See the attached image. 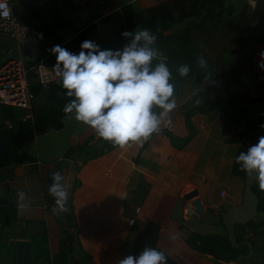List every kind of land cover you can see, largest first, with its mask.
<instances>
[{
	"label": "crops",
	"instance_id": "obj_1",
	"mask_svg": "<svg viewBox=\"0 0 264 264\" xmlns=\"http://www.w3.org/2000/svg\"><path fill=\"white\" fill-rule=\"evenodd\" d=\"M170 1L113 0L105 7L100 0H12L15 16L41 30L43 37L31 36L18 45L0 36V67L13 58L23 59L28 69L49 62L54 45L66 46L97 22L101 24L86 39L109 49L104 46L123 21L102 22L108 16L128 5L145 11ZM201 11L168 31L137 27L157 33L154 46L163 55L153 66L163 59L172 72L177 102L173 133L162 129L143 143L111 149L113 144L92 128L65 116L62 128L35 132L24 141L21 152L31 162L0 169L10 189L7 196L6 187H0V196H7L17 211V220L0 240L7 243L5 251L0 245L4 264H13L9 242L21 235L31 242L32 264H118L150 222L161 227L159 249L180 264H216L190 252L182 234L228 235L223 217L243 201L246 184L234 170L239 145L243 137L252 145L255 131L264 135V34L258 29L264 0H204ZM201 56L207 69L199 64ZM184 64L190 71L182 77ZM5 108L4 128L15 134L34 129L33 114L14 124L13 108ZM18 109L15 113L22 114L23 108ZM80 148L81 153L67 158L70 150ZM83 159L88 161L82 165ZM54 171H61L69 193V210L63 214L52 211L55 198L48 189ZM18 203L25 207L19 209ZM255 220L264 223V213ZM244 237L255 240L257 235L246 228ZM262 245L257 240L256 247Z\"/></svg>",
	"mask_w": 264,
	"mask_h": 264
},
{
	"label": "clouds",
	"instance_id": "obj_2",
	"mask_svg": "<svg viewBox=\"0 0 264 264\" xmlns=\"http://www.w3.org/2000/svg\"><path fill=\"white\" fill-rule=\"evenodd\" d=\"M122 35L132 38L123 49H101L99 44L86 39L78 52L59 44L50 51L56 57L52 69L60 77L58 83L66 90L64 95L71 98L63 108L66 117L89 126L98 137L114 146L125 148L160 133L177 102L168 64L160 59L153 66V61L163 55L154 46L157 33L150 28H137L125 30ZM260 56V67L264 69V51ZM199 64L208 68L203 56ZM189 71L187 64L179 68L182 77ZM236 161L264 190V136L248 146L247 151H241ZM51 175L53 182L48 191L55 198L52 211L66 213L69 193L64 176L61 171ZM22 198L23 193H20L18 199ZM24 207L18 203L19 209ZM118 264H167V256L159 248L146 246L139 254L132 253L120 259Z\"/></svg>",
	"mask_w": 264,
	"mask_h": 264
},
{
	"label": "trees",
	"instance_id": "obj_3",
	"mask_svg": "<svg viewBox=\"0 0 264 264\" xmlns=\"http://www.w3.org/2000/svg\"><path fill=\"white\" fill-rule=\"evenodd\" d=\"M62 1V0H61ZM66 1V0H63ZM69 1V0H68ZM105 7H107L113 0H100ZM204 0H173L170 2H161L153 7L147 8L145 11H138L134 6H125L120 11H116L108 16L102 22H112L122 20L123 24L119 27L116 36L105 48H112L116 45H126L130 42V37H124L122 33L125 30L134 31L137 27L142 25H152L158 32L168 31L173 28L174 24L183 22L185 19L199 17L202 14L201 5ZM101 24L97 22L93 24L89 29L77 34L66 46L70 51L78 52L82 41L86 40L88 32L95 29ZM258 29L264 34V15L258 20ZM49 64L56 63L55 55L49 59ZM30 89L35 94L36 99L42 96L46 90L45 86L36 81V77L30 73ZM49 95L47 104L44 106H37L36 102L33 106V120L34 129L30 130L25 134H15L12 130L6 129L3 126L2 135L9 142L11 147L5 152L3 158H0V169L10 168L15 165L24 164L31 162L33 159L27 154L22 153V146L25 140L32 138L34 133L43 134L50 128H62L63 119L66 114L63 112L64 105L71 98L64 95L66 92L62 88L58 81L49 84ZM235 99V98H233ZM233 100H229L232 102ZM7 108H3L2 112L6 113ZM251 132V131H250ZM247 133V132H246ZM260 136L255 133L251 134L255 144ZM249 138L243 137L240 142L237 155L241 151H247L248 145L247 140ZM116 146L112 145V148ZM80 149H72L68 152L67 158L72 157L75 153H81ZM237 157V156H236ZM87 159H83V164L87 163ZM235 173L241 176L245 182L247 173L243 171L237 161L234 164ZM246 184V183H245ZM0 187H6V194L9 195V187L6 186L2 177L0 176ZM254 192L259 197V213H264V190L259 187V183L256 182L253 186ZM6 197L0 196V240L4 238L2 228L6 229L11 227L12 224L17 220V211L13 204L8 201ZM264 223H256V220L251 221L246 226L237 225L236 228L242 232L241 235L237 236L238 246H233L229 240L228 235L210 234L200 235L192 233L190 235L182 234V240L185 243L187 249L216 264H244L248 259L255 261L257 259L256 247L257 240L262 241L263 245L259 249V254L264 260ZM251 228L256 233L257 238L255 240L245 238V229ZM161 227L159 224L150 222L144 231L136 239V242L130 252V254H139L146 246L158 247V241L160 237ZM252 248V249H251ZM251 250L253 255L250 256ZM167 256V264H180L170 255L165 253ZM68 262V261H67Z\"/></svg>",
	"mask_w": 264,
	"mask_h": 264
},
{
	"label": "built area",
	"instance_id": "obj_4",
	"mask_svg": "<svg viewBox=\"0 0 264 264\" xmlns=\"http://www.w3.org/2000/svg\"><path fill=\"white\" fill-rule=\"evenodd\" d=\"M0 36L21 45L31 36L43 37V32L15 16L12 0H0ZM52 66L53 64L41 61L32 69H28L24 60L20 58L5 62L0 67V112L5 106H11L23 108L28 111V116H32L36 96L30 89V73L34 74L38 83L49 85L60 80ZM167 119L169 122L162 125V129L167 133H173L175 131L173 111L169 113ZM6 125L8 128L11 126L9 121ZM130 224H134V220H131Z\"/></svg>",
	"mask_w": 264,
	"mask_h": 264
},
{
	"label": "water",
	"instance_id": "obj_5",
	"mask_svg": "<svg viewBox=\"0 0 264 264\" xmlns=\"http://www.w3.org/2000/svg\"><path fill=\"white\" fill-rule=\"evenodd\" d=\"M177 52L182 58V49H177ZM45 88L46 90L44 92V95L37 102V106H44L47 103L49 95V85H45ZM5 122L6 116L3 112H0V158H3L5 152L11 147V142H9L2 135V130ZM256 182L258 181L255 180L253 176H250L247 173L245 179L246 185L244 190V198L242 203L229 208L223 217L229 240L233 246H238L237 236L235 234V226H246L248 223L255 220L259 215V197L253 190V186ZM9 246L11 247V251L13 253V264H32L30 258L31 242L30 240L26 239L24 235L10 240ZM252 254L253 250H251L250 256H252Z\"/></svg>",
	"mask_w": 264,
	"mask_h": 264
},
{
	"label": "rangeland",
	"instance_id": "obj_6",
	"mask_svg": "<svg viewBox=\"0 0 264 264\" xmlns=\"http://www.w3.org/2000/svg\"><path fill=\"white\" fill-rule=\"evenodd\" d=\"M13 108V111H14V117H13V121H14V124H18V123H20V122H22V119H24V118H26V116H27V114H28V111L27 110H23V109H21V112H22V114H20L19 112H16L15 113V110H20V109H18V107H12ZM8 230V228H6V229H4V228H2V231H3V233L5 234V232ZM45 237V236H44ZM4 240H5V238H4ZM2 244V249H3V251H5V249L7 248V243H1ZM0 244V245H1ZM1 247V246H0ZM259 249H257L256 250V255H257V257H262V256H260V254H259ZM4 255V254H3ZM3 255H0V264H4L3 262H2V260H1V258L3 257ZM2 256V257H1Z\"/></svg>",
	"mask_w": 264,
	"mask_h": 264
}]
</instances>
